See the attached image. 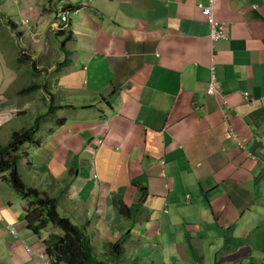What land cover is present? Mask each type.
I'll use <instances>...</instances> for the list:
<instances>
[{
    "label": "crops",
    "instance_id": "crops-1",
    "mask_svg": "<svg viewBox=\"0 0 264 264\" xmlns=\"http://www.w3.org/2000/svg\"><path fill=\"white\" fill-rule=\"evenodd\" d=\"M204 4L0 0L23 33L13 65L0 45V145L40 120L21 176L84 228L97 261L120 242L119 264H264V0H218V41ZM5 174L0 264H40L58 229L27 226Z\"/></svg>",
    "mask_w": 264,
    "mask_h": 264
},
{
    "label": "trees",
    "instance_id": "trees-1",
    "mask_svg": "<svg viewBox=\"0 0 264 264\" xmlns=\"http://www.w3.org/2000/svg\"><path fill=\"white\" fill-rule=\"evenodd\" d=\"M37 86H32L20 93L25 96L35 91ZM40 120L36 126L21 130L12 135L11 141L6 146L0 145V173L9 172L4 177L13 188L28 201L25 207L27 226L35 234L40 235L50 224L63 233L52 231L45 239L47 253L59 263L66 264H119L122 247L120 242L113 245L114 260L111 263L97 261L93 256V247L90 237L84 228L62 215L58 210L57 199L45 191L28 186L21 176V162L26 156L23 148L28 144H35V136L39 128ZM123 215H130V210L125 204H120Z\"/></svg>",
    "mask_w": 264,
    "mask_h": 264
},
{
    "label": "built area",
    "instance_id": "built-area-1",
    "mask_svg": "<svg viewBox=\"0 0 264 264\" xmlns=\"http://www.w3.org/2000/svg\"><path fill=\"white\" fill-rule=\"evenodd\" d=\"M217 2H218V0H205L204 5L198 6V10L200 11L201 15L204 17L206 23L209 25V36H210V39L213 41L226 40L228 37L226 26L215 20L214 11H215ZM60 20L62 23L68 22V19L65 15L60 17ZM213 83H214V80L212 77L211 84H210V87L208 90L209 94H211L215 91L212 88ZM8 228L11 229V233L16 238L22 239L20 232L18 231V229L15 226L10 225V227H8ZM24 244H25V242H24ZM25 247H26V251L28 253H34V250L32 247H30L28 245H25ZM37 257L39 258L40 264H57L56 262H53L51 260V257L46 252L37 253Z\"/></svg>",
    "mask_w": 264,
    "mask_h": 264
},
{
    "label": "rangeland",
    "instance_id": "rangeland-1",
    "mask_svg": "<svg viewBox=\"0 0 264 264\" xmlns=\"http://www.w3.org/2000/svg\"><path fill=\"white\" fill-rule=\"evenodd\" d=\"M8 26L11 28L12 31L6 26V23H5L2 15H0V45H1L2 54L5 57L6 64L9 66L11 64L12 65L14 64L13 61H12V58H11L12 57L11 56V42L13 40L17 41L16 42L17 46L21 48L22 45L20 43L23 40V38H22L23 33H22L21 30H19L17 28V25L16 26H13L11 24V21L8 22ZM13 35L15 37H13ZM23 83H27V82L24 81ZM32 83H33V81H30V82L27 83V85H30ZM33 115H34L33 113H29L27 115V117H25L24 119H21L20 122L23 123L25 126H31V125L33 126V123H34ZM4 146H6V145H4ZM30 187H33V186H30ZM33 188H35V187H33ZM16 197L17 198H20L21 197V195L17 191H16ZM124 217L127 218V217H129V215H124ZM10 225H12V224H10ZM10 225H8V227H10ZM50 226H52V225H50ZM52 227H50V228H52ZM255 253L257 255V252H255ZM261 257L262 256L254 257L253 259H248L247 260V263L250 264L251 262H255L256 259H261ZM251 264H259V262H257V263H251Z\"/></svg>",
    "mask_w": 264,
    "mask_h": 264
},
{
    "label": "clouds",
    "instance_id": "clouds-1",
    "mask_svg": "<svg viewBox=\"0 0 264 264\" xmlns=\"http://www.w3.org/2000/svg\"><path fill=\"white\" fill-rule=\"evenodd\" d=\"M29 145V144H28ZM25 147V146H24Z\"/></svg>",
    "mask_w": 264,
    "mask_h": 264
}]
</instances>
